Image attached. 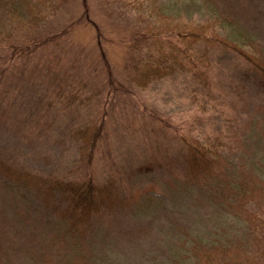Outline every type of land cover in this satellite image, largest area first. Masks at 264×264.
<instances>
[{"label":"rangeland","instance_id":"rangeland-1","mask_svg":"<svg viewBox=\"0 0 264 264\" xmlns=\"http://www.w3.org/2000/svg\"><path fill=\"white\" fill-rule=\"evenodd\" d=\"M14 1L0 0V264H247L243 187L252 215L264 211V0L143 2L151 20L218 18L236 49L200 44L208 86L179 70L115 105L90 29L58 51L9 57L26 30ZM70 7L39 30H56ZM136 13L115 1L93 9L116 41ZM108 51L119 75L125 47ZM184 141L213 147L209 172L190 168ZM67 183H91L94 208L74 207Z\"/></svg>","mask_w":264,"mask_h":264},{"label":"trees","instance_id":"trees-1","mask_svg":"<svg viewBox=\"0 0 264 264\" xmlns=\"http://www.w3.org/2000/svg\"><path fill=\"white\" fill-rule=\"evenodd\" d=\"M62 1L65 3V0H15L10 3L20 18L18 22L20 21V25L26 30L21 33L23 37L19 35V40H14L9 49V57L12 60H28L39 47H52L51 49L58 51L78 29H90L93 31L94 46L92 47H95L97 52L95 61L96 64H102L107 72L109 102L114 103L113 105L123 100L125 94L130 95L135 90L146 88L153 81L179 70L190 71L208 86L211 57L209 49L200 48V44L224 45L236 49V46L219 33L218 18L209 21L193 19L192 22L179 21L167 14L155 20L142 18L144 14L139 9L144 8L142 4L146 0H93L96 5L94 7L92 0H73L74 7H70L66 22L61 23L56 30L49 27L46 32H44L46 29L39 30L57 16ZM108 1L119 2L121 8L131 7L137 11V21L133 26H129L131 29L126 31L127 33L116 34L119 37L117 41L112 35L115 31L112 28H103L93 16V9L99 8V5L102 7ZM15 2H17L16 6ZM76 2L79 3V9ZM117 44L125 47L119 75L113 71L115 62L108 51V47L114 48ZM79 45L86 47L82 41ZM96 133L91 136L90 148L96 145L95 141L98 137ZM186 143H188L187 156L190 168L194 171L209 172L208 160H211L209 154L212 153L213 147L188 141ZM210 174L212 173L208 175ZM61 189L60 192L66 199L71 200L73 206L80 208L83 213L93 209L97 203L94 197L95 188L91 183H67ZM250 191L244 187L241 189L239 196L246 203L239 204L243 207L238 208V214L247 223V233L253 241L251 257L248 258L247 264H264V211H261L260 215L258 213L252 215L254 211L250 207L251 201L245 198ZM211 260L207 259L208 262ZM241 262L239 258L235 264Z\"/></svg>","mask_w":264,"mask_h":264}]
</instances>
